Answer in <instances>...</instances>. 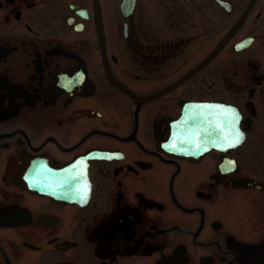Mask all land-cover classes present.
<instances>
[{
	"label": "flooded vegetation",
	"instance_id": "1",
	"mask_svg": "<svg viewBox=\"0 0 264 264\" xmlns=\"http://www.w3.org/2000/svg\"><path fill=\"white\" fill-rule=\"evenodd\" d=\"M123 3L0 0V264H264V0Z\"/></svg>",
	"mask_w": 264,
	"mask_h": 264
},
{
	"label": "water",
	"instance_id": "2",
	"mask_svg": "<svg viewBox=\"0 0 264 264\" xmlns=\"http://www.w3.org/2000/svg\"><path fill=\"white\" fill-rule=\"evenodd\" d=\"M137 0H124L123 3V11L125 14V17H130L134 11L135 5H136ZM223 7V6H222ZM245 16H243L241 18V20L226 34V36L222 39V41L217 45V47L206 57V59L199 65V69H203L204 67H206L223 49L224 47L227 45V43L230 41V39L232 38V36L235 34L236 30L238 29V27L240 26V24L242 23L243 19ZM251 39L250 40H246L238 45H236L235 50L236 51H241L244 50L245 48H247L250 45ZM197 71V70H196ZM194 110L198 111L200 110V112L204 111L206 118H201V125L198 126L199 119L198 116L196 114H189V121H195V123H197V126H193L190 127L189 130L193 131L191 132L192 136H205V137H213V124H212V120L210 122H208L207 119V114L208 113H212L213 112V104H203V105H199V107H195V106H191ZM194 123V124H195ZM180 135V134H179ZM180 136H184L186 137L185 134H182ZM246 183H242L240 185H245ZM247 185V184H246ZM251 185V184H250ZM253 185L255 187H260L262 188V185L253 183Z\"/></svg>",
	"mask_w": 264,
	"mask_h": 264
},
{
	"label": "snow or ice",
	"instance_id": "3",
	"mask_svg": "<svg viewBox=\"0 0 264 264\" xmlns=\"http://www.w3.org/2000/svg\"><path fill=\"white\" fill-rule=\"evenodd\" d=\"M239 142V139H237V143Z\"/></svg>",
	"mask_w": 264,
	"mask_h": 264
}]
</instances>
